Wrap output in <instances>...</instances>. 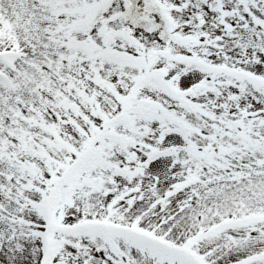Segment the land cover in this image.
I'll list each match as a JSON object with an SVG mask.
<instances>
[{
    "label": "snow or ice",
    "instance_id": "obj_1",
    "mask_svg": "<svg viewBox=\"0 0 264 264\" xmlns=\"http://www.w3.org/2000/svg\"><path fill=\"white\" fill-rule=\"evenodd\" d=\"M0 264H264V0H0Z\"/></svg>",
    "mask_w": 264,
    "mask_h": 264
}]
</instances>
